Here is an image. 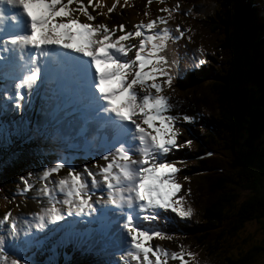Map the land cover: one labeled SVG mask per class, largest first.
<instances>
[{"label":"snow or ice","instance_id":"obj_1","mask_svg":"<svg viewBox=\"0 0 264 264\" xmlns=\"http://www.w3.org/2000/svg\"><path fill=\"white\" fill-rule=\"evenodd\" d=\"M0 4L17 9L11 15L0 11V65L21 69L11 76L14 96L4 86L5 100L12 102L14 110L21 111L25 93H30L37 84L48 58L60 64L71 63L86 86L85 103L90 109V121L96 124L97 132H111L110 139L106 137L111 150H106L102 157L105 163L93 162L98 173L87 165L82 173L59 159L42 169L41 187L37 190L43 197L37 203L42 206L37 212L29 213L35 229L43 231L48 225L62 221L65 214L99 213L100 220H107L115 228L111 233L114 242L123 244L122 249H116L120 264H167L169 257L179 264H189L195 254L182 245L169 252L148 243L153 238L171 240L172 234L145 228L140 223V220L158 219L160 210H170L180 218L192 215V208L185 207V195L179 194L182 185L176 179L180 171L177 162L165 159L172 149L191 146L189 140L178 142L180 128L176 125L180 119L188 122L193 118L172 115L173 105L163 91L172 82L163 52L167 42L177 38L166 25L179 6L158 8L164 16L158 15L146 23L141 21L133 25L134 30H126L124 24L109 27L104 22H93L95 17L88 8L103 7L102 0H96L95 4L93 0H87L86 4L84 0H0ZM116 6L117 0H113L103 14L113 12ZM148 14L145 11L144 15ZM81 15L88 22H82ZM158 24L165 27H157ZM185 31L188 30L176 26L179 36ZM132 39L137 43L133 44ZM7 107L5 103L3 108ZM65 167L66 175L49 180ZM20 179L23 192L34 187L25 177ZM89 179L92 189L105 193L96 201L102 202L100 209L94 208L90 199ZM49 183L53 184L52 188ZM189 191L184 189L185 193ZM110 214H113L111 218ZM0 226L6 227L14 253L25 252L40 243L30 232L18 227V220L10 211L0 218ZM121 229L126 239L120 234ZM4 244L0 239V264H31L26 257L9 255Z\"/></svg>","mask_w":264,"mask_h":264},{"label":"trees","instance_id":"obj_2","mask_svg":"<svg viewBox=\"0 0 264 264\" xmlns=\"http://www.w3.org/2000/svg\"><path fill=\"white\" fill-rule=\"evenodd\" d=\"M175 2L178 0H122L117 1L115 9L123 17L127 13L135 21L133 14L146 23L156 17L158 8H171ZM183 4V9L172 13V26L176 23L181 30H188L182 36L187 44L204 48L208 66H202L208 74L203 76L194 68L184 71L185 84L166 93L173 105L171 112L185 110L194 119L204 116L203 129L209 124L216 129L223 126L222 135L228 142L217 143L216 136L208 134L199 139L196 134V142L191 140L188 150L178 152L198 158L179 167L193 171L183 176V184L190 191L179 193L185 195V207L192 208V215L178 216L174 223L184 220L181 234L187 243L182 242V246L195 254L190 264H264V238L256 236L264 231V0H189ZM212 42L222 51L217 55L222 61L220 68L213 67L216 49ZM254 58L257 61L253 65ZM190 73L198 77L189 80ZM38 125L34 135L40 143L27 140L15 159L0 162V199L3 192L10 193L8 185L19 190L20 177H25L26 171L33 169L38 177L40 169L49 165L55 151L47 150L50 146L44 142L54 137V121L39 117ZM22 130L24 127L16 132L19 141ZM214 144L222 147L214 150ZM39 149H43V155L37 152ZM209 150L211 155L200 156ZM39 183L37 179V188ZM3 203L0 201V206ZM251 221L258 225L249 232L245 224ZM55 244L57 249L51 258L41 252L44 261L40 264H103L95 262L87 250L88 243L60 240Z\"/></svg>","mask_w":264,"mask_h":264},{"label":"rangeland","instance_id":"obj_3","mask_svg":"<svg viewBox=\"0 0 264 264\" xmlns=\"http://www.w3.org/2000/svg\"><path fill=\"white\" fill-rule=\"evenodd\" d=\"M117 1H122V0H117ZM169 2V0H167ZM184 1H189V0H178V2H175L176 5H178V8L183 9L181 6L184 5L183 2ZM85 4L87 3L86 0H84ZM96 2V0H93V3ZM113 3V0H102V4L104 5L103 7H101L100 5H96L95 10H93L91 7L88 8V11L95 17V21L96 22H104L105 24H107L109 27H111V25L115 24V25H119V24H124L126 30H134L133 29V25L136 23L141 22L139 20V18L134 17L133 14L132 17L135 19L134 21H131L132 19H129V16H125L123 17L121 14H117L116 12H119L116 10L113 11V13L115 14L116 17V21H115V17L113 14H107L104 15L103 13L107 12V7H110ZM127 5V4H126ZM94 14H93V13ZM97 13H101L100 15H97ZM127 14V13H126ZM156 16H158V11L156 13ZM79 19L82 22H88L86 20V18L81 15L79 17ZM167 27L171 28V31L173 34L176 35V39L175 40H169L167 42V47L165 48L163 55H165V57L167 58L168 61V71L172 74V82L171 85L169 87H165L163 89L164 93H170V88H173L174 86H183L185 84V81L183 79V77H186L185 74V70L187 68H194L196 69L197 73H202L203 76H206L208 73L207 71H205L203 69L204 66L202 65H207V59L204 57L205 55V51L204 48H199L196 44H187L185 42V40L182 38V36H179L178 33H176V26L177 24L174 23V26H172V18H168V23L166 25ZM157 27H165V25H157ZM119 34V32L117 33ZM135 43H137V41H135ZM212 45L214 46V49H216V45L215 43L212 42ZM213 57L216 60V65H213V67L217 66L218 68H220V63L221 58L218 57L217 55H222V51L221 50H217L215 54H212ZM209 58V57H207ZM255 61H257L255 58L253 59V65L255 64ZM200 61H204L203 63H200ZM252 62V60H251ZM252 64V63H251ZM208 66V65H207ZM7 70L12 71L13 68H6ZM2 71V70H1ZM184 72V73H182ZM192 72V70L190 71ZM195 72V73H196ZM74 74L76 73V70H74ZM198 76L197 75H188L187 78L190 79H196ZM217 78V77H216ZM11 79V78H10ZM80 81V80H79ZM82 81V80H81ZM53 89V88H52ZM52 89H48L46 90L44 93L39 92V95L37 97V93H35L34 91H31L30 94L32 92H34V94L37 97V103L39 104V107H36V112H38L39 114H41L42 116H46L49 113L52 114L53 119L58 122L61 123V125L58 127V130L60 132V134H58V136H54L52 137V141H53V145H57L56 149L59 152H54L51 159L49 160V165L54 164L58 159L61 160L62 162H64L66 165L70 164L72 165L77 171H81L83 173V167L85 165H87L90 169H92L94 172L98 173V169L94 167V161L96 165H102L103 163H105V161L102 159V157L105 155V151H110L111 149H109L107 147V143L101 141L99 138V135H92L93 133H95L94 131L97 129L96 124L94 122L88 124H85V119L90 118L89 115H91V113L89 112L88 109H86V107H84L83 105L80 106L78 109L74 108V114H69L66 111L60 110V109H54V107L56 106V103L60 106H64L65 103H63V101L59 98L58 93H56L54 90ZM4 91L3 89V85L0 82V93L2 94ZM0 94V95H1ZM26 93L25 96V100H24V108L22 109V115L27 114L25 113L29 106H27L25 103L30 99V94ZM63 97L68 96L69 100L68 102H70V96L67 93H62ZM80 94V93H79ZM13 95V94H12ZM28 95V96H27ZM81 95V94H80ZM191 98L192 95L190 96ZM79 97L76 99V102H80L78 101ZM3 101H0V159L1 158H6L8 156L9 159L14 158V151L12 149L16 148V141H17V137L18 135L15 133V130H18V127H16V125H21L24 126L28 132L25 133V136L29 137H33V130L36 129L28 120H26L25 122H14L12 125L9 122V119H13L14 117L18 116V112L14 110L12 103L10 105H8L7 109L3 108V105L6 102L5 99H0ZM67 102V103H68ZM74 105H77L76 103H74ZM30 108H34L33 105L30 106ZM88 108V107H87ZM86 112V114H85ZM85 114V118H83V115ZM78 116V117H77ZM81 119L84 120L83 121H79ZM203 119H205L204 116H202V118L198 121V123H195V120L192 119L191 122L193 124H198L199 128L196 129V126L193 128L192 130V134L196 135L198 134L199 139L202 138V136L208 134L211 136H216V142L217 143H227V138H224V135H222L223 133V126L222 129H216V128H212L209 127V125L203 129ZM210 119V117L208 118ZM76 121L77 124H75L74 122ZM183 120L180 119L177 122V127L180 128V134L181 136L178 137V139L180 140V142H184L185 140H188V138L190 137V135L187 136V134H184V131H187V129L185 128V125H183L181 122ZM185 122V121H183ZM189 122V121H188ZM16 123V125H14ZM211 124H214L213 121ZM55 126V125H54ZM78 126L80 127V129L82 128L83 131L87 132V133H91L92 132V136L90 137V139L86 138L85 136H81L82 133L76 132V128H78ZM216 126V125H213ZM16 127V128H15ZM210 128L212 129V133H210ZM91 131V132H90ZM218 133H221V135L217 136ZM215 134V135H214ZM224 134V133H223ZM12 135V137H11ZM10 136V139H9ZM42 136L44 137V132H42ZM89 136V135H87ZM108 137V136H106ZM188 137V138H187ZM263 139H264V133H263ZM196 140V137L194 138V141ZM90 141H92V144L90 143ZM40 143V142H39ZM263 143V140H262ZM264 144V143H263ZM37 145V144H36ZM210 146H213L211 143H209ZM222 147L221 144H214V150H218ZM37 150V149H36ZM47 150L52 151V149L50 147H47ZM43 149H39L37 152L41 155L42 154ZM207 156L211 155L212 152L209 150L206 152ZM165 159L170 161V162H177V167L182 166V164H186L189 161H191L190 159H186L184 162L179 163V161H177V157H176V153L175 150L172 149L169 153L166 154ZM29 167V166H28ZM44 168V166L40 169L39 172V176L40 173L42 171V169ZM181 169L179 171V173L177 174L176 179L178 180V182L182 185V190L186 189V184H183V176L186 175L185 170ZM31 173V176H29L28 174ZM67 173V167L59 170L58 173L56 174H52L49 178L50 181H55L58 177H63L64 175H66ZM25 177H27L28 181H32L33 179L36 178V174H34L32 171H26L24 174ZM38 176V179H39ZM39 182L40 179H39ZM40 184V183H39ZM88 184H89V193H90V198L91 196H95V195H99L100 197H104L105 195H100L101 192L99 189H92L91 188V180H88ZM48 186L50 188L53 187L52 183H49ZM9 188V185L8 187ZM9 189H14V188H9ZM8 189V190H9ZM39 189V187L37 188V190ZM181 190V191H182ZM30 191V190H29ZM28 191V192H29ZM26 192V193H28ZM12 193H2V198L0 199V201H7L8 199L11 198ZM17 200L14 203L13 206L9 207V210L11 212V214L13 216L17 215V220H18V227L26 230L27 227H30V225H28L27 220H32V217L29 215V213H35L39 210V208L42 206L41 204L37 203V199H43L42 196L39 195L38 191L36 192L35 195H33L32 197L28 198L25 200L24 197H22V200H18L17 198V194L14 196ZM60 194L57 193V199H60ZM18 202V203H17ZM14 208V209H13ZM99 209V208H96ZM3 214L0 210V218L3 217ZM98 214L96 213L94 215V217H96V220L90 222V216H88L87 218V222L84 221L85 218H79V216H77L75 213H73L72 215H64V219L62 221H58V222H54L51 225H48L42 232H37L35 231V234H39L40 236L45 237L46 244L48 247V256H46V258H51L52 255V249L49 245L50 241L51 243H55L54 240H50V237L52 235L53 238H55V240H57L58 238L56 237H60V235H56V233H62L64 238L67 239H72L75 240L76 242H81L83 241L84 244H86V242H88V248L87 250L92 253L94 255V253L96 251H101V253H109V255L106 254H101L99 257H95L94 260H100L103 264H120L119 262V251H117V248H121L123 247V244H116L114 242V240L111 238V233L115 230V228L113 226H111L107 221H104V223H101L98 220ZM116 216H118L119 214L116 213L114 214ZM170 216H173L172 213L168 210H160L159 212V217L158 219H156V221L158 220H162V221H168V218H170ZM68 222V223H67ZM159 222V221H158ZM140 223L143 227L148 228V229H159V227H161V223H155V221H143L140 220ZM81 225V228L79 229L77 226ZM246 225V230L249 232H252L254 229V226L258 225V223L256 221H251L245 224ZM1 227H3L5 230L6 227L5 226H0V239H3L5 241V248L8 251V253H10L9 255H14L17 253H11L12 252V247L10 244V241L7 239V232H5L4 235V231L1 230ZM33 227V226H32ZM160 230V229H159ZM257 230V229H256ZM260 229H258L257 231H259ZM30 232V231H28ZM31 233V232H30ZM32 234V233H31ZM120 234L125 235V239H126V234L123 233V230H120ZM256 236L258 237V239L264 238V231H260L258 233H256ZM34 237V236H33ZM38 237V236H37ZM36 237V238H37ZM98 237V238H97ZM255 237V236H253ZM35 238V237H34ZM35 238V239H36ZM97 238V239H96ZM39 240V239H36ZM152 246H157L159 245L162 249H168L169 252L171 251H175L178 250L177 249V245L179 244L178 241H174V240H168V239H161V238H153L150 242ZM40 243L36 244L35 246H33L31 249L25 251V252H20L24 256L27 257L28 259H32L34 260L35 264H40L42 263L44 260L40 259V260H36L35 258H33L35 256V249H37L38 247H40ZM25 253V254H24ZM264 257V255H263ZM185 259L187 260V257H185ZM172 262H175V264H179V262L177 260L171 259L169 257V259L167 260V264H172Z\"/></svg>","mask_w":264,"mask_h":264},{"label":"bare ground","instance_id":"obj_4","mask_svg":"<svg viewBox=\"0 0 264 264\" xmlns=\"http://www.w3.org/2000/svg\"><path fill=\"white\" fill-rule=\"evenodd\" d=\"M94 4H95V2H94ZM0 11L5 12L7 15H11V13L17 11V9H15L14 7L13 8H10L7 4H0ZM95 20L93 22L94 23H98ZM61 51L64 52V53H70L71 54L70 50H67V49H61ZM25 63H26V61H25ZM56 63H58V62H56ZM58 64H59L58 70L54 74H52V76L50 77V79L48 80V82L44 83L45 85H42L39 82L38 85H39V88L42 89V92L43 93L46 90L53 88L52 90H54L56 93H58L59 98L63 101V103H65L64 106H60V105L57 104V102H55L56 103V106L54 107V109H60V110L66 111V112L68 111L67 113H69V114L70 113L71 114H74V108L75 109H78L82 105L84 107H86L85 106L84 99L82 100V98H81V95L82 94L80 93L81 94L80 95L78 92H76V85L78 84L79 80L81 81L82 79H81V77H80V75H79V73H78L77 70H76V73L77 74H74V72H73V75L70 76L68 74L67 70H66V64H60V63H58ZM13 70H14L15 74L17 72H20L21 71L20 68H13ZM12 75H13L12 71L7 70L2 65L0 66V82L3 85V89H4V86L7 85V90L10 92V94H13V96H14V93L12 92V87H11L12 81L10 79ZM81 82L83 83V81H81ZM35 88H36V85L34 86V88L31 91H35ZM92 91L94 92V89ZM62 93H67L70 96V100L71 101L68 102V100H69L68 96L63 97V94ZM25 96H26V94H25ZM37 97H38V94H37ZM78 97H79L78 101H80V102H76V99ZM0 99H5L2 94L0 95ZM0 101H3V100H0ZM6 102H7V105H10L12 103L10 100L9 101H6ZM74 103H76L77 105H74ZM86 109H87V107H86ZM85 114H86V112H85ZM85 114L83 115V118H85ZM74 123L77 124L76 121ZM86 123L90 124L92 122L90 121L89 118H87V119H85V124ZM76 132L82 133L81 136H85L88 139H90V137L92 135H95V136L96 135H99V138H101L100 140L103 141V142H105V143H106V136H108L107 137L108 139H110V137H111L110 130L107 131V132H105L103 130L100 131V132H97V129H96L94 131L95 133L92 134L91 131H90L91 133H87V132L81 130L80 127L78 126V128H76ZM87 135H89V136H87ZM90 143L92 144V141H90ZM13 192L14 191H12V190L10 191V193H13ZM99 193H101L100 195H102V196L105 195V193H103L102 191L99 192ZM7 194H9V192ZM81 216L85 217V220H87V217H88L87 215H81ZM32 233L35 234V230H33ZM35 236L37 237L38 234H35ZM37 238L43 239L44 237L42 236V237H37ZM43 250H44V254L46 253L45 255L48 256L46 249L44 248ZM18 254L19 255H23L22 253H18ZM101 254L109 255L108 252L107 253H101V251H96L94 253V255H96V256H100Z\"/></svg>","mask_w":264,"mask_h":264},{"label":"water","instance_id":"obj_5","mask_svg":"<svg viewBox=\"0 0 264 264\" xmlns=\"http://www.w3.org/2000/svg\"><path fill=\"white\" fill-rule=\"evenodd\" d=\"M188 139H191V137H189ZM196 158H198V156H190L189 158H188V160L190 159V160H194V159H196ZM183 170H185V169H183ZM182 170V171H183ZM187 171V170H186ZM185 171V173H186V175L188 176L189 174H192L193 173V171H187L186 172ZM194 172H196V171H194Z\"/></svg>","mask_w":264,"mask_h":264}]
</instances>
